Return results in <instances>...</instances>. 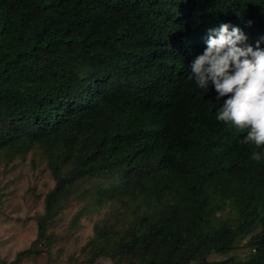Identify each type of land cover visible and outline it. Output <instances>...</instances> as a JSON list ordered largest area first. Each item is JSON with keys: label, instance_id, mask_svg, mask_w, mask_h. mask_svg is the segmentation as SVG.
I'll return each instance as SVG.
<instances>
[{"label": "trees", "instance_id": "16d2710c", "mask_svg": "<svg viewBox=\"0 0 264 264\" xmlns=\"http://www.w3.org/2000/svg\"><path fill=\"white\" fill-rule=\"evenodd\" d=\"M221 23L264 49V0H0V162L55 181L17 257L78 203L101 216L74 264H264V148L189 79Z\"/></svg>", "mask_w": 264, "mask_h": 264}, {"label": "rangeland", "instance_id": "374dc122", "mask_svg": "<svg viewBox=\"0 0 264 264\" xmlns=\"http://www.w3.org/2000/svg\"><path fill=\"white\" fill-rule=\"evenodd\" d=\"M54 184L52 175L45 164L39 161L37 154L28 153L24 157L13 159L7 165L0 162L1 262L74 264L77 259L83 258L81 249L92 235L94 222L101 213L95 211L85 213L80 216L77 226H73L75 213L81 208L78 203L66 207L54 218L49 229L54 241L48 248L41 247L39 254H22L17 257V254L28 249L35 239L37 234L35 216L44 211L45 195L55 186ZM242 243L245 244V241ZM247 252L246 247H240L234 255L244 256ZM98 262L109 264L110 261L102 257Z\"/></svg>", "mask_w": 264, "mask_h": 264}, {"label": "clouds", "instance_id": "9594fccd", "mask_svg": "<svg viewBox=\"0 0 264 264\" xmlns=\"http://www.w3.org/2000/svg\"><path fill=\"white\" fill-rule=\"evenodd\" d=\"M251 23V22H249ZM206 48L192 61L189 79L205 92L214 86L217 100H223L216 119L246 131L243 143L264 148V49L245 42L247 36L238 27L221 23L210 29ZM214 33V35L212 34ZM259 162L262 155L251 153Z\"/></svg>", "mask_w": 264, "mask_h": 264}, {"label": "bare ground", "instance_id": "6f19581e", "mask_svg": "<svg viewBox=\"0 0 264 264\" xmlns=\"http://www.w3.org/2000/svg\"><path fill=\"white\" fill-rule=\"evenodd\" d=\"M42 36V35H41ZM54 38V37H53Z\"/></svg>", "mask_w": 264, "mask_h": 264}]
</instances>
